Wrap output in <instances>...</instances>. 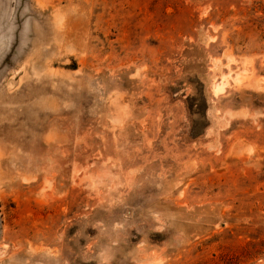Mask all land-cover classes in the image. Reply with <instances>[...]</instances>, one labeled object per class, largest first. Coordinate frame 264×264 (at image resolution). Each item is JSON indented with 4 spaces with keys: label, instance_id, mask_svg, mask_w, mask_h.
Here are the masks:
<instances>
[{
    "label": "rangeland",
    "instance_id": "1",
    "mask_svg": "<svg viewBox=\"0 0 264 264\" xmlns=\"http://www.w3.org/2000/svg\"><path fill=\"white\" fill-rule=\"evenodd\" d=\"M0 264H264V0H0Z\"/></svg>",
    "mask_w": 264,
    "mask_h": 264
}]
</instances>
